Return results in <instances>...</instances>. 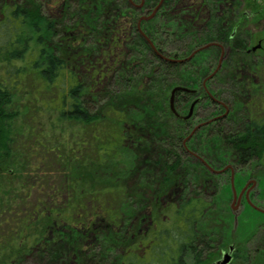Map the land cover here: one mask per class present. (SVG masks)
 Segmentation results:
<instances>
[{
    "label": "trees",
    "instance_id": "16d2710c",
    "mask_svg": "<svg viewBox=\"0 0 264 264\" xmlns=\"http://www.w3.org/2000/svg\"><path fill=\"white\" fill-rule=\"evenodd\" d=\"M5 1L11 3V6L3 7L0 13V22L9 18L15 26L0 28V43L3 41V49L11 47L13 44L19 48L15 52H10L8 62L20 61L28 56L33 57L37 52L38 59L31 71L40 81L36 82L35 79L34 83L45 84L47 87L53 86L65 72L73 71L78 66L89 74L92 87L83 90L82 87L81 89L71 87L65 91V96L62 99L63 108L60 112L63 117L67 120L80 122L84 126L73 134V137H77L78 140L70 139L62 145H48L40 140L44 137L42 134H35L33 144L36 145L29 146L28 143L32 137V134L29 133L27 138L22 140L24 141L23 145L18 147V151L14 150L15 146L4 151L1 147V143L4 142L2 129L6 122L5 119L11 118L5 113L6 107L12 102L9 100L10 95L21 90L20 87L24 82L19 74L21 70L9 74V79L0 83V250L15 248L13 240L17 236L20 239L18 249L30 251L34 245L39 243L33 242V236L28 237L25 233L21 234V230L24 229V232L32 228L29 219L36 216L38 209L44 211L61 208V206H57L56 201L48 200L54 182H50L52 178L50 179L49 173H56L59 176L55 174V177H60L58 186L61 187L64 196L62 207L81 208L85 210L86 214L90 210V219L100 217L99 213L102 210L108 217L105 221H101L108 226L106 228L95 224L91 225L83 216L81 229L84 231L92 227V231L88 229V232L82 235V240L94 231L99 236L104 234V239H108L103 242L111 244L110 248L106 247L107 252L110 251V256L113 254V248L123 249L121 256L109 259L101 256L100 251H94L91 254L85 253L81 247L80 264H135L134 258H144L147 246L155 244L152 241L146 243L143 238H140L137 243H133L134 240L129 243L126 232L125 236H118L114 232L117 225H120L117 229L122 234L124 233L123 225L129 222L123 217L117 216L115 212L109 211L114 201L113 198L112 202L110 200V196L114 197V193L109 179H111L110 175L114 177L116 173L109 165L105 164L113 162L116 157L120 156V152L126 153L128 148L131 165L127 170H120L121 177L119 179H126V185L129 180L136 181L143 178V181L147 183L146 195L149 193L148 197L145 196L147 200L157 201V206L166 204L161 207L170 212L166 215L169 220L165 225L161 226L157 223V231L154 227L155 234L158 237H164L160 241L161 244L154 249V252L157 250L159 259H157V263L207 264L215 256L214 251L227 249L229 242L224 241V244H218L220 242L212 234L204 232V227H202L208 213H211L212 210L205 203L204 196L218 181L215 180L214 175L208 172L198 157L203 155L200 152L203 143L194 145V142L197 136L210 139L209 149H212L213 152H220L226 160L222 166H226L233 159L235 169L250 166L255 170L258 167L264 169V57L258 62L256 54L248 49L233 51L235 57H246L243 66L250 68L249 71L258 77L255 84L247 85L250 99L245 105L246 113H229L225 119L198 130L193 138L186 143V146L194 153V156H190L186 152L184 141L191 133L190 128L193 122L181 120L172 112L170 107L171 91L177 85L192 91L195 90L194 93L178 92L176 94L174 107L177 113L178 110L183 109L189 111L192 102L190 100H196L195 95L201 96L200 100L210 102L211 105L209 104L207 108H213L215 104L203 86L200 85L198 88L194 85L196 82L189 77L191 71L185 70L187 64L160 59L157 54L149 51L147 43L142 38H140L142 45L145 46L144 49L142 48L143 54L140 57L147 58L148 54L154 58L140 60V62L129 60V63L127 62L124 66L125 59L121 45L130 34L127 16L133 14L131 18L137 21L139 18L136 17V11L127 10L125 15L119 14L118 8L121 5L117 0H57L55 6L60 4L65 6V19L68 20L71 17L70 10L72 9L74 22L71 23V27L74 28L75 33L70 38L64 30L65 24L69 25V23L67 21L59 23L58 21V24L50 16V0ZM211 1L214 6L222 3L228 6V1L232 2L233 0ZM203 3L205 2L203 1ZM226 17L223 16V19ZM240 26V22L231 24L230 30L234 32L227 35L229 42L232 43ZM159 34L162 40L158 42L156 48L161 54H172L181 48L182 38L177 32H171L167 26H163ZM107 43L109 44L108 49L105 52L102 51L101 60L88 59L87 50L92 51ZM68 52H74L77 61L69 60L66 55ZM171 57L174 56L171 55ZM199 57L197 55L191 61L196 63ZM248 59H251L252 62L248 63ZM134 66H139V72H133L132 67ZM157 67L176 71L181 79L176 83L180 84L175 85L173 82H166V79L162 80L163 77H159L157 74ZM25 68L29 69L30 67ZM237 71L235 66L232 69H224L221 74L220 70L222 90L215 94L211 92L214 97L225 99L226 95L228 99L235 100L237 98L242 87V84L237 81ZM219 74L212 79L219 80ZM110 75H116L115 85L102 87L101 83L106 81ZM134 75L135 78L132 77ZM15 76L17 77L14 80ZM138 78H140L139 81H143L144 86L141 87V82H136ZM151 85L156 87V92H152ZM39 87L37 89H40ZM93 87L102 88L106 93L105 102L107 103L101 104L102 100L95 98ZM37 101L40 103L43 100ZM125 102L133 107H127ZM204 102L200 104L202 105ZM34 103L38 105L35 100ZM51 105L53 106L52 103ZM55 105L57 109L58 102ZM120 105L125 107L129 113L131 109L139 112L140 126L133 124V128H127L128 123L122 120V117L128 118V113L124 112L125 110L123 111ZM204 107L203 105L202 108ZM30 128V132H32L34 128ZM9 142L11 145L16 143L14 140ZM76 142L83 143V145L77 149ZM129 145H133L135 150H132ZM42 146L57 148L55 153H48L42 159L39 158L41 153L33 152L34 150L43 151ZM57 150L59 151L56 152ZM193 161H196L197 164L194 165ZM121 164L126 168L124 162ZM207 164L212 166L210 162ZM47 166H50L49 169ZM253 169L251 170L255 171ZM26 178H32L30 183H33V189L25 186ZM47 184L50 185L48 189L46 188ZM34 190L47 197L50 207L47 204L41 207L39 203L42 201L38 199L35 201L36 204L30 207L32 205L30 196ZM177 190V194L185 192L186 197L184 198L182 195L174 206L168 205L171 200L168 194H176ZM137 192L140 194L141 190ZM77 202L80 203V206H77ZM86 202L89 203V208L92 210L85 208ZM129 207L135 212L142 209L143 206L131 202ZM145 207L148 208L149 205L148 207L145 205ZM93 210L97 211V214L94 212L91 216ZM40 214L37 218L41 216L43 219L42 221L38 219L41 221L39 228L43 229L41 232H47L50 222L47 216ZM129 214L133 217L135 213ZM258 229L259 231L251 237L247 247L242 248L239 245L240 242H232L236 249L230 264H264V224H261ZM166 243H168L167 249L162 250L163 244ZM174 252L179 255L175 261L172 260ZM18 259L20 258H17L13 264H25L22 258Z\"/></svg>",
    "mask_w": 264,
    "mask_h": 264
},
{
    "label": "rangeland",
    "instance_id": "374dc122",
    "mask_svg": "<svg viewBox=\"0 0 264 264\" xmlns=\"http://www.w3.org/2000/svg\"><path fill=\"white\" fill-rule=\"evenodd\" d=\"M56 1L57 0H50L49 2L50 16L53 17L54 22L58 23L59 21V23H65V21H67L69 23V25L65 24L64 30H66V34L68 35V37L71 38L73 37L72 34L75 33L74 28L71 27V23L74 22L72 19V9L70 10L71 17H69V19L67 20L64 18L66 10L64 4L55 6ZM117 1L118 4L121 5L120 8H118L119 14L125 15L127 10L133 12L136 11V17L139 18L137 19V21H134V19L131 18V16L133 17V14L131 16H127L130 34L124 39L125 41L122 42L121 45V47L123 48L125 59L124 66L129 60H131V62H140V60L145 61L148 59H153L154 56H150L148 54L146 55L147 58L140 57V55L143 54L142 48L144 49L145 46L144 44L142 45V41L140 38L145 40L149 47V51H152L156 54L154 49L158 51L156 45L162 40L159 33L162 31L163 26H167L171 32H177L179 34V36L182 38V45L181 48H179L176 52L174 51L172 54L167 53V55L162 54V56L168 59L185 60V62L182 64H187V68H185V70L191 71L189 72V77H191V79L196 82V84L194 85L198 88H200V85L203 86L208 92V95L212 99V101L215 100L224 104L227 110H230L229 113L231 114L246 113L245 105L250 99L248 96L249 89L247 85L255 84L258 77H256L249 71L250 68L243 66V64L246 62V57H235L233 51L248 49V51L256 54V60H258V62L262 57H264V0H233L232 2L228 1V6H225L223 3L214 6L211 0ZM203 1L205 3H203ZM5 6L9 7L11 6V3L5 0H0V13ZM156 8H158L157 12H155ZM223 16H227L226 19H223ZM235 22H240L241 26L239 27V31L236 32V36L231 43L229 42L227 35L234 32L230 30V26ZM12 25L15 26L13 21L9 18L0 22L1 29L4 27L8 28ZM63 36L66 37V35ZM2 44L3 41H1L0 43V83H3L5 79H9V74H14L18 70H21L19 74L24 81L23 85L20 87L21 90L14 92L9 97V100H12V102L6 107L5 113L11 118L5 119L6 122L3 125L4 127L2 130L4 132V142L1 143L2 149L5 151L15 146L14 150L18 151V147L20 148L21 145H23L24 141L22 140L24 138L26 139L27 134L29 133L32 134L30 142L28 140L29 146L36 145L33 144L35 140L34 137L36 136L35 134H42V136L44 137H42V139L40 138V140H42L44 144L48 145L66 144V142L70 139L78 140L77 137H73V134L74 132L76 133L80 131L79 129H82L84 126L82 123L75 120L65 119L60 112V110H62L63 108V105H61V103L63 97L65 96V91H68L71 87H78L79 89H81L82 87V90L92 87V82L90 80L89 74L86 73L81 67L76 66L73 71L65 72V74L61 76L53 86L51 85L50 87H47V85L45 84L40 85L39 83H34L33 81L35 79L36 82L40 81L38 77H36V75L31 71V69H33L32 67L34 66V63L38 59L37 52L34 53L33 57L28 56L27 58L20 61L14 60L8 62L10 60V52H15V50H19V48L13 44L11 47H6L3 49ZM259 44H261V48L253 51V48L258 46ZM108 45L109 44L107 43L102 47L94 48L92 51L87 50L86 56L89 60H101L102 51H107ZM170 54L174 57H171ZM66 55L67 57H69V60L71 59V61H77L74 52H68ZM197 55L200 56L199 60H196L197 62L193 63V61L191 60L194 57H197ZM201 56H204V58H201ZM250 62H252V60L248 59V63ZM27 66L28 68H30L26 69L25 67ZM234 66L235 69H238L237 81L242 84L237 98L235 100L228 99L226 95L224 96L226 100L221 97H214L213 94L218 93L222 90V79H220V74L224 69H232ZM138 67L139 66L132 67L134 73L139 72ZM217 69L218 71L216 72ZM21 72L23 73L21 74ZM215 72V75L219 74L220 72V74L218 75L219 80L212 79L215 75L208 79ZM157 74L159 77H163L162 80L166 79V82H173L175 85L180 84L176 83L181 80L176 71H169L167 68L157 67ZM234 74L236 73L234 72ZM115 76H108L106 81H103L101 83V86H114L116 83ZM16 77L17 76L13 77L14 80ZM132 77L135 78L136 76L134 75ZM139 80L140 78H138L136 82H141L140 86H144L145 84L143 83V81ZM205 81H208V84H204ZM177 86L179 87L180 85ZM37 87H39L40 89H37ZM92 90L94 91L93 94L95 98H99L100 100H102L101 104L107 103L105 102L106 93L102 90L101 87L98 89L93 87ZM151 90L152 92H156L157 89L156 87H154V85H151ZM199 97L201 96H198L197 98ZM197 98L196 100L200 99ZM34 100L38 105L34 103ZM37 100L43 101L39 103ZM204 101V103L202 105L200 104L199 108H197L192 126L190 128L191 133L197 126H199L198 124L206 123L213 116L219 115L224 112L223 107L218 105L217 102H214L215 106L213 108H207L209 107L208 105L210 104V102L208 100ZM57 102L58 108L56 109L55 104ZM51 103L53 104V106L51 105ZM134 104L138 105L137 103ZM125 105L127 107H133L130 106L127 102H125ZM203 105L205 106L204 108H202ZM121 109L123 111L125 110L124 112L128 113V118L122 117V120L128 123L127 128H133V124L140 126L141 117L137 110L131 109L129 113L125 107L121 106ZM178 113L181 116H186L188 114V109L178 110ZM30 127L34 128L32 132H30ZM10 140H14L16 143L11 145L9 142ZM200 142L203 143L202 148L200 149V152L203 155L198 156L195 153L196 156L201 159V162H210L215 171L222 169L224 167L222 166V163L226 160L220 154V152H213L212 149H209L210 139L197 136L194 145H199ZM75 145L78 149L83 145V143L76 142ZM129 147L132 150H135L133 145H129ZM128 151L129 148L126 149V153L120 152V156L116 157L113 162L105 164L106 166L109 165L112 171H115L114 173H116V176L114 177L110 175L111 179H109L111 188L113 189L112 192L114 193V197L110 196L111 202L112 198L114 201L112 202V207L110 206L111 208L109 209V211L111 213L115 212L117 216L123 217V219L127 220L129 217H132L129 213L132 214L133 212L129 207L130 203L133 202L135 204L142 205V209L135 211V214L137 212H141V217H139L144 219V222L140 224V230L143 231V233L139 238H136L134 242L132 239H130L132 237L133 229L135 228L134 226L136 225V222L134 220L130 221L126 225H123L124 233L120 234V232H118L117 228L120 225H117V228L114 229V232L118 236H125L124 234L126 232V238L129 239V243H137L140 238H143L145 239L146 243L152 241L155 244L154 240L156 239L154 237V222L156 221L161 226L165 225L169 220L166 215L170 214V212L163 210V207L166 206V204H160V206H157V201H151L150 199L147 200L146 197L149 196V193H147L146 195L147 183L143 181V178L137 179L136 181L129 180V182L127 181L128 183H126V185V179H119V177H121L120 170H127V168L129 169L131 165L130 155ZM231 161L233 162V159H231ZM122 162L125 163L126 168L122 167ZM193 164L196 165V161H193ZM48 167L50 166H47V169H49ZM251 169H253L251 168V166L242 169L236 168L234 173L226 171L225 173L219 175L212 174L207 169L208 172L214 175L215 180L218 181V183H216L217 186H212L209 189L207 195L204 196L205 203L209 208H212V210L211 213H208L202 227H204V232H206L207 234H212L213 237L216 238L218 242H220L218 243L220 245L224 244V241L229 242L227 246L233 245L232 242H240V247H247L249 245L248 243L250 242L251 237L259 231V226L261 224H264V169H261L260 167H258L257 170L253 169L255 171H252ZM55 174L56 173H49L50 179L52 178L51 181H49H54V185L58 186L60 184V177H55ZM56 175L59 176L58 174ZM249 184H253L249 189H253L254 184L256 187L253 193L250 195L248 201L246 196ZM49 187L50 185L47 184L46 188L48 189ZM122 188L124 191L122 190ZM138 190H141L140 194L137 192ZM234 191L237 194V199H235L234 197ZM241 192L244 193L241 201H239L238 197ZM121 193H123V197L121 196ZM177 193L178 190L176 194H168L169 198L171 199L170 201L168 200V205L174 206L176 204L175 202H179L178 200H180L182 195L184 198L186 197L185 192L181 194ZM245 193L246 195H244ZM39 195L40 193H38L37 190H34V192H32L30 196L32 205L30 207L36 204L35 201L36 199H38L37 197ZM144 200L146 201L144 202ZM42 202L43 206L47 204V206L50 207V204L48 203L49 201H47V199H43ZM145 205H147V207L149 205V207L146 208ZM85 208L91 209L89 208V203H85ZM89 211L87 214H85L84 218L89 221L91 225L95 224L96 226L106 227V225L101 222L105 221L106 218H108L105 216L106 213L103 210L101 213H99L101 214V216L97 219L95 217L90 219ZM94 212H96L97 214V211L93 210L91 212V216H93ZM163 212L165 213V216L163 215ZM38 219L42 221L43 217H30L29 222L32 228L24 232V229L21 230V234L25 233V235L28 237L33 236V242L39 243L34 245L33 249L30 251H27V249H18L20 239L18 238V236L15 237V239L13 240L15 241L13 244L15 248L10 247L0 250V264H13L17 258H20L18 260H21L22 258V260L25 261V264H62V253V256L60 254H56L55 257L50 261H47L45 259V254L42 251V247L45 245V243H47L48 240L52 239V235L45 231L41 232V230L43 229L41 228L40 230L39 226L41 225V221ZM37 227L39 229H35ZM43 235L45 236L43 237ZM104 237V234H100V236L94 233L89 234L84 242H81L82 249L87 252L100 251L99 253L101 254V256L108 257L109 259L121 256L123 254V249L120 247L113 248V254H111L110 256V251L107 252L108 250L106 249V247H109L111 244H108V242L104 243L103 240H108L104 239ZM163 239V236H157V246L161 244L160 241ZM167 246L168 243L163 244L162 250H166ZM147 247L148 249L146 250L144 258H134L135 264H153V261L151 259L154 258V255L152 253L154 252L156 244L154 246L152 244H149ZM24 254L26 255L21 257V255ZM214 254L217 255L218 252L214 251ZM224 254L232 255V253H230L228 249H225L223 251L220 250L218 256L215 255L212 260L221 261V258ZM65 257L69 256L65 255ZM208 263L209 261L207 262V264Z\"/></svg>",
    "mask_w": 264,
    "mask_h": 264
},
{
    "label": "flooded vegetation",
    "instance_id": "af4514ba",
    "mask_svg": "<svg viewBox=\"0 0 264 264\" xmlns=\"http://www.w3.org/2000/svg\"><path fill=\"white\" fill-rule=\"evenodd\" d=\"M204 84H208V81H205ZM183 93H185V92H183ZM195 97H197V95H195ZM199 98L201 99V97H199ZM199 98H197V99H199ZM200 99L198 101L192 100L190 108L195 101H197V103L195 105L192 117L190 119H188L187 121L193 122L194 117H195V113H196L197 108H198V105H200V103L204 101V100H200ZM213 102H217V101L214 100ZM217 103H218V105L223 107L224 112L210 118L209 121H207L210 123H208L204 126L219 122V121L225 119L229 115L230 110H227L226 106H224V104H222L221 102L218 101ZM190 108H189V110H190ZM188 113H189V111H188ZM198 125H200V124H198ZM204 126H202V127H204ZM191 134L185 139L184 145H185L186 152L190 156H194L193 151L186 146V143L193 138V135L195 133L192 136H191ZM42 148L44 149L43 151L34 150L33 152L41 153L39 155V158L43 159L47 156L48 153H51V152L55 153V149L57 147L55 148V147L42 146ZM58 151L59 150H57L56 152H58ZM36 157H38V156H36ZM202 163L212 174H215V175L223 174L226 171L230 172V173L235 172V166H234L233 162H230V164L228 163L226 166H224L220 170H216L218 172H221L222 170L226 169L225 171H223L221 173H215L214 168L210 164H207L203 161H202ZM30 182H32V178H26L25 186L27 188L33 189L34 185H33V183H30ZM251 185H253V184H249L248 188H247V191H249V197L253 193V191L256 187V186H254L253 189H249L251 187ZM52 186L53 187H52L51 191L49 192L51 195H48V200L49 201L50 200L56 201L58 204L57 206H61V208H59V207L51 208V209H47L44 211H41L40 209H38L37 213H36V216H38L40 213H41L40 215H42V216H47L48 221L50 222V227L47 230V233H50V235H52V239L48 240L47 243H45V245L42 247V250L44 251V254H45V259L47 261H50L52 258L55 257L56 254H60L61 256L63 254L62 264H80L81 247H82L81 242H84V239L89 234L83 240H82V235H85L88 232L87 230L90 229V228L85 229L86 231L85 230L83 231L81 229V224H82V220H83L82 217L83 216L85 217V214H86V213H84L85 210H83L81 208H78V209L70 208V209H68V208L62 207L63 204L61 205V203L64 200V198H63L64 196L62 195L61 187L54 185V183L52 184ZM244 195H246V193ZM37 198L39 201H42L43 199H47V197L45 195H42L41 193ZM39 205H41V207H42L43 203L40 202ZM53 206H55V205H53ZM77 206H80L79 202H77ZM133 213H135V212H132V214ZM137 214H138V216H137ZM139 216L141 217V212H137L136 214L133 215L132 218L129 217L126 220L128 222L133 221V220L136 222V225L134 226L135 228L133 229V233H132V237H131L132 240L139 238L143 233V231L140 230V224H142L144 222V219L140 218ZM84 221H86V220L84 219ZM152 222H154V221H152ZM83 223H87V222H83ZM154 223H155V230L157 231V222L155 221ZM106 228H108V226H106ZM89 231H92V227ZM93 233H94V231L92 233L90 232V234H93ZM154 237L157 240V234H154ZM156 240H154V242L157 246ZM231 247H233L232 251H230ZM227 249L229 250L230 253H232V255H231V262H232L236 248L234 245H230ZM220 250L223 251L225 249H220ZM84 252L91 254V252H87V251H84ZM152 254L154 255L153 256L154 258L151 259L153 261V264H158L157 263V250H156V252H153ZM218 254H219V251H218ZM218 254L217 255L215 254V255L218 256ZM65 255L69 256V257H65ZM225 255L226 254H224L222 256L221 261L223 260ZM177 257H179L178 253L174 252V258L172 260L175 261ZM66 260H68V261H66ZM217 262H219V260H216V261L212 260L210 262V264H216ZM146 264H151V263H146Z\"/></svg>",
    "mask_w": 264,
    "mask_h": 264
},
{
    "label": "water",
    "instance_id": "95a60500",
    "mask_svg": "<svg viewBox=\"0 0 264 264\" xmlns=\"http://www.w3.org/2000/svg\"><path fill=\"white\" fill-rule=\"evenodd\" d=\"M157 9L158 8H156V10H155V12H157ZM210 46V45H209ZM208 46V47H209ZM261 48V44H259L258 46H256V47H254L253 48V51H256V50H258V49H260ZM153 49H154V47H153ZM154 51L156 52V54L161 58V59H164V60H166V61H169V62H173V63H179V64H182V63H184L185 62V60H175V59H168V58H164V56H162V54L159 52V51H156L155 49H154ZM194 55V54H193ZM192 55V56H193ZM219 69V68H218ZM218 69L216 70V72L218 71ZM216 72L213 74V75H211L208 79H210L211 77H213L215 74H216ZM207 79V80H208ZM178 92H185V93H194L195 91H192V90H189V89H187V88H184V87H175V88H173V90L171 91V95H170V107H171V110H172V112L175 114V116H177L179 119H181V120H184V121H187L188 119H190L191 117H192V115H193V112H194V108H195V105H196V103H197V101H195L193 104H192V106H191V108H190V110H189V113L186 115V116H181V115H179L178 113H177V111L175 110V107H174V102H175V97H176V94L178 93ZM208 123H210V122H206V123H203V124H200L199 126H197L195 129H194V131L192 132V134H191V136L198 130V129H200L202 126H204V125H206V124H208ZM190 136V137H191ZM226 170V169H225ZM225 170H222L221 172H223V171H225ZM215 173H221V172H216V171H214ZM254 186H255V184H254ZM243 193L244 192H241V194L239 195V197H238V199H239V201H241V199H242V196H243ZM234 197H235V199H237V194H236V192L234 191ZM247 199H248V201H249V191L247 192ZM233 250V247H231L230 248V251H232ZM231 262V255L230 254H226L225 255V257L223 258V260L222 261H219V262H217L216 264H229Z\"/></svg>",
    "mask_w": 264,
    "mask_h": 264
}]
</instances>
